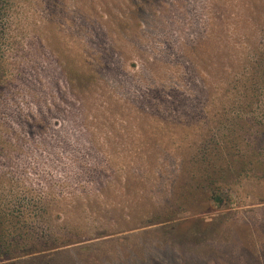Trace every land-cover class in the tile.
<instances>
[{"label": "rangeland", "instance_id": "rangeland-1", "mask_svg": "<svg viewBox=\"0 0 264 264\" xmlns=\"http://www.w3.org/2000/svg\"><path fill=\"white\" fill-rule=\"evenodd\" d=\"M0 3V200L24 202L18 241L85 240L15 264H264V111L213 109L242 86L205 76L263 43L264 0ZM211 166L220 202L182 200Z\"/></svg>", "mask_w": 264, "mask_h": 264}, {"label": "trees", "instance_id": "trees-1", "mask_svg": "<svg viewBox=\"0 0 264 264\" xmlns=\"http://www.w3.org/2000/svg\"><path fill=\"white\" fill-rule=\"evenodd\" d=\"M3 11L4 6L2 3H0V21L3 17ZM263 23L264 22H262V24ZM261 26L262 27L260 28L259 32L264 35V24ZM8 43L9 36L0 29V90L6 82L5 76L7 73V52L5 48ZM234 50L236 53L235 56L230 55V51L225 55L224 59L225 61L228 60L227 63H211L209 67L205 69V76L207 80L220 76L222 79L231 78L227 82L225 81L224 85L229 84L228 82H231L230 84H234L237 87H239V85L242 86V89L238 88L237 91V95H239L237 102H234L235 99H232V102H230L229 99L228 101H225L222 96L218 97V95L214 94V97L211 101L214 107L213 109H217V111H224L223 109L225 106L228 104H233L234 111H264V39L263 43H260L257 47L245 48L243 51H238L236 49ZM77 73L78 72L76 71V74ZM77 76L78 77H76L75 82L77 81L76 84H80V86L84 85V83H90L94 78L91 73H79ZM215 91L220 93L223 91V88L221 85L217 89L211 88L210 93H214ZM6 142L7 141L4 140L0 130V154L6 153V150L8 149ZM220 171L222 172L220 168L216 169V167L213 166H211V169L207 168L206 172L204 170L203 172L205 174L208 173L207 177H205L207 179L203 181L202 185L198 184L193 192H185V194L183 192L180 195L182 200H185L187 197L192 198L195 196V193H197L198 190L210 188L209 190L211 193L209 199L215 203L220 202L219 198H217V194L215 193L217 190L213 189L215 186H217V181L214 180L213 177L215 175L218 177ZM210 172L213 173L209 174ZM1 186L2 185L0 183V187ZM102 193L106 195V193ZM23 204L24 202L15 196H10L9 201L0 200V264H15L16 261L31 252H34V254H43L46 252L51 253L52 251H56L59 248L57 246L52 247L57 244L67 243V246H69L71 245V242H73L72 245H74L75 243L78 244L85 241L81 235H72L73 237L67 239L59 238L50 244L42 243V245L47 247H43L39 245V243L36 244V238H34V236L30 241H28L29 243L18 241L17 238L19 235L15 234V232H17V230H26L25 228L29 229V227L25 223H21L22 221L20 220L22 215L25 216L26 207ZM109 210L112 211L111 208H109ZM38 213L41 214L40 211H38ZM150 220L152 223H150L149 226L167 222L159 221V219L154 217H151ZM119 227L121 230L125 228L121 223L119 224ZM138 228L140 227H127L125 229H127V231H131ZM29 231H31V229H29ZM29 231L28 235H31L29 234Z\"/></svg>", "mask_w": 264, "mask_h": 264}]
</instances>
